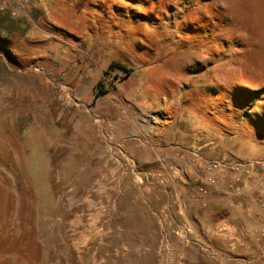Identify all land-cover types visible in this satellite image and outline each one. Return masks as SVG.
<instances>
[{"label": "rangeland", "instance_id": "obj_1", "mask_svg": "<svg viewBox=\"0 0 264 264\" xmlns=\"http://www.w3.org/2000/svg\"><path fill=\"white\" fill-rule=\"evenodd\" d=\"M28 2L35 28L8 21L13 53L0 56V264L185 263L190 246L220 264L190 223L164 253L138 203L157 177L141 182L138 159L111 140L99 157L82 124H98L95 93L111 89L115 102L172 103L179 136L211 142L213 158L264 159V0Z\"/></svg>", "mask_w": 264, "mask_h": 264}, {"label": "crops", "instance_id": "obj_2", "mask_svg": "<svg viewBox=\"0 0 264 264\" xmlns=\"http://www.w3.org/2000/svg\"><path fill=\"white\" fill-rule=\"evenodd\" d=\"M34 7V3L23 0H0V56L13 53V45L8 41L10 37L3 35L7 22L24 16L35 28ZM30 32L28 30L27 36ZM106 68L103 67L105 71ZM104 91L106 93L98 97L95 93L97 101L94 107L99 122L83 123L82 136L86 142L91 138L99 142L97 152L101 158L106 148L103 142L109 144L111 140V150L124 147L133 158L138 159L141 182L143 176L148 180L149 174L157 177L156 184L149 185L147 182L139 185L141 199L138 203L140 215L149 222L157 223L158 229L169 241L164 253L175 255V233L180 232L178 226L183 228L190 223L191 228L208 240L207 244L214 253L220 255V264H264V209L259 204L257 192L237 196L230 192L227 185L221 184L211 187L209 195L203 198L208 204L206 207L197 200L196 192L202 184V177L194 155L198 152L210 159L214 155L213 147L208 148L211 142L190 139L189 135L181 138L179 130L182 125L175 124L179 110L172 103L148 109L120 98L115 102L116 92L112 93L111 89ZM155 116L167 117L168 121L158 122ZM107 127L111 128V132H107ZM177 166L189 171L193 180H171L170 176L176 172ZM115 176L116 168L111 166V191L117 187ZM119 210V202L114 199L111 201V224L114 217L120 215ZM179 250V253H184V249ZM185 252V263L177 261L171 264H213L210 251L190 246Z\"/></svg>", "mask_w": 264, "mask_h": 264}, {"label": "built area", "instance_id": "obj_3", "mask_svg": "<svg viewBox=\"0 0 264 264\" xmlns=\"http://www.w3.org/2000/svg\"><path fill=\"white\" fill-rule=\"evenodd\" d=\"M194 156L202 177V184L197 188L196 197L203 207L208 205L203 198L209 195L211 187L225 184L230 192L236 193L237 196H243L246 192H257L259 204L264 209V160H241L228 155L208 159L198 152ZM132 161L134 162L133 158ZM170 178L171 180L178 178L182 182L193 180L189 171L180 166L176 167V172Z\"/></svg>", "mask_w": 264, "mask_h": 264}, {"label": "trees", "instance_id": "obj_4", "mask_svg": "<svg viewBox=\"0 0 264 264\" xmlns=\"http://www.w3.org/2000/svg\"><path fill=\"white\" fill-rule=\"evenodd\" d=\"M116 65H118L119 67H121V69L125 70L126 72L128 71V73H129V71H131L126 65H123V64H121V63H119V62H117ZM105 93H106V91H104V90H99V91L96 93V97H98V96H100V95H102V94H105Z\"/></svg>", "mask_w": 264, "mask_h": 264}]
</instances>
